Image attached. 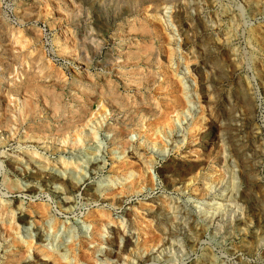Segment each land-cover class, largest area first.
<instances>
[{
    "label": "rangeland",
    "instance_id": "374dc122",
    "mask_svg": "<svg viewBox=\"0 0 264 264\" xmlns=\"http://www.w3.org/2000/svg\"><path fill=\"white\" fill-rule=\"evenodd\" d=\"M85 57L118 65L88 77ZM14 75L29 106L11 94L0 130V264L23 244L63 264H264V0H0V93ZM36 172L74 185L71 207Z\"/></svg>",
    "mask_w": 264,
    "mask_h": 264
},
{
    "label": "bare ground",
    "instance_id": "6f19581e",
    "mask_svg": "<svg viewBox=\"0 0 264 264\" xmlns=\"http://www.w3.org/2000/svg\"><path fill=\"white\" fill-rule=\"evenodd\" d=\"M137 32V31H136ZM152 32H149V34H151ZM137 34H138V32H137ZM141 35V34H140ZM155 35V34H154ZM157 35V34H156ZM156 37V36H155ZM70 39H66L67 40V42H66V44H67V47L68 48H71V49H74L76 46H74L73 44V41H71V37H69ZM157 38V37H156ZM156 38H154V39H156ZM160 39V38H159ZM152 42V41H151ZM65 44V45H66ZM127 48V47H126ZM69 50V49H68ZM128 50H129V48H128ZM145 50V49H144ZM163 49H162V46L160 47V48H158L157 50H156V52H154V53H156V54H154L155 56H156V65L157 66H161L162 64H161V60H160V57H161V55H160V53H161V51H162ZM134 53H136V52H134ZM127 55V54H126ZM136 56V55H135ZM126 58H127V56H126ZM140 59V58H139ZM138 59V60H139ZM150 60V59H149ZM128 61V60H127ZM137 61V60H136ZM112 62V61H111ZM115 62V61H114ZM116 62H117V60H116ZM125 63H126V61H124ZM138 62V61H137ZM113 63V62H112ZM121 63V62H120ZM80 64H82L83 65V68H84V72H86V73H84V74H86V76H88L89 77V72H90V69H91V67L94 65V66H96L97 68H101V69H103V70H106L107 71V73H111L114 69H115V67H117V65H118V62H117V64L115 63L114 65L113 64H111L112 66H110L109 65V62H105L104 61V63L103 62H96V61H93L92 59H90V58H88V57H85V59H83L82 61H81V63ZM129 64V63H128ZM134 64V63H133ZM119 65H121V64H119ZM126 65V64H125ZM135 65V64H134ZM124 66V65H123ZM127 66V65H126ZM156 66V67H157ZM95 67V68H96ZM158 67V68H159ZM130 68V67H129ZM163 68V67H162ZM134 69V68H133ZM140 69V68H139ZM138 69V70H139ZM145 69V68H144ZM159 70V69H158ZM103 72V71H102ZM103 73H105V71L103 72ZM102 73V76L103 75H105V74H103ZM150 73V72H149ZM155 73V72H154ZM107 75V74H106ZM160 75V74H159ZM104 77V76H103ZM132 78H133V80H131V85L129 84H127L128 85V87L129 88H132L131 86H136V87H140V86H142V84H143V80H144V77H143V71L141 72L140 70H139V72H136V74L134 75H132ZM132 78H130V79H132ZM165 78H167V77H165ZM90 79V78H89ZM105 79V78H104ZM122 79V78H121ZM154 79V78H153ZM160 79V78H159ZM171 79V78H170ZM169 78L168 79H166V80H164V79H162L161 80V82H158V86H157V91L158 90H160L161 91V89L163 88V87H168V86H171V84H172V82H174L172 79V81L170 80ZM23 79H20V77L18 76V75H14L13 76V78L12 79H8V80H6L5 82H3L4 83V86H5V88L1 91V93H0V130L2 129V127H4L11 119H16L15 121H18L19 122V111L22 113V112H24L23 110H25V108H26V106H29V104L27 105V102H26V93H25V95H24V92H26V91H28V90H26V89H28L27 87H25V82H23L22 81ZM107 80V79H106ZM146 80V79H145ZM2 81V80H1ZM77 81V80H76ZM93 80L91 79V82H92ZM109 81H110V78L108 79V82L107 83H109ZM120 81V80H119ZM157 81V80H156ZM90 82V81H89ZM105 82V81H104ZM121 82V81H120ZM176 82V81H175ZM26 83H27V81H26ZM106 83V84H107ZM123 84V83H122ZM151 84V83H150ZM155 83H153L152 85H154ZM87 85V84H86ZM89 85V84H88ZM90 85H92V84H90ZM94 85V84H93ZM148 85V84H147ZM147 85H145L146 87H149V85L147 86ZM106 86V85H105ZM173 86V85H172ZM171 86V87H172ZM100 87V86H99ZM85 89H89V87L88 86H85L84 87ZM101 88V87H100ZM138 89V88H137ZM153 89V88H152ZM165 89L166 88H164V93H165ZM168 89V88H167ZM166 89V90H167ZM163 90V89H162ZM84 91V90H83ZM114 91V90H113ZM145 91V90H144ZM149 91V90H148ZM30 92V91H29ZM86 92V91H85ZM89 92V91H88ZM103 92V91H102ZM87 93V92H86ZM85 93V94H86ZM101 93V92H100ZM11 94H14V95H16L18 98H19V100L21 101V104H22V106H19V105H21V104H19L18 106L20 107L19 108V111H18V109H17V107L18 106H16V108H14L13 107V105H12V103H11ZM91 94H93L92 95V100L93 101H96V103L98 104L97 106H98V108L100 109V110H104V109H106L107 108V102L106 101H108V100H105V99H102V95L101 94H97V93H94V92H92ZM90 94V95H91ZM95 94V95H94ZM108 94V93H107ZM112 94V93H111ZM117 95H120V94H116V93H114V94H112V98L114 97V98H116V96ZM136 96V95H135ZM28 97V96H27ZM88 97V96H87ZM105 97V96H104ZM107 97V96H106ZM132 97V96H131ZM77 98V97H76ZM121 99V98H120ZM126 99V98H125ZM140 99V98H139ZM128 100V99H127ZM164 100V99H163ZM143 101V100H142ZM165 101V100H164ZM163 101V102H164ZM91 102L92 101H90V100H87V102L85 103V106L83 107V113L80 115V117L83 119V118H85V116H86V113H88L89 112V109H90V105H92L91 104ZM111 102V101H110ZM113 102L114 103H118L115 99H113ZM112 102V103H113ZM170 102V101H169ZM172 102V101H171ZM29 103V102H28ZM82 103V102H81ZM122 103V102H121ZM129 103V102H128ZM165 103V102H164ZM173 103H174V105H173V107H175L174 108V110L176 111V112H178V111H180L181 109H182V104H181V102H176V101H173ZM31 104V103H30ZM161 104V103H160ZM110 105H112V104H110ZM118 105V104H117ZM125 105V104H124ZM169 105V104H168ZM158 107V106H157ZM115 108H116V106H115ZM70 110V109H69ZM81 110V109H80ZM86 112V113H85ZM84 113H85V115H84ZM26 114V113H25ZM77 114H78V111H77ZM78 117V116H77ZM79 117V118H80ZM80 118V119H81ZM163 118V117H162ZM22 119V118H21ZM20 119V120H21ZM147 119V118H146ZM85 120V119H84ZM24 121V120H23ZM80 121V120H79ZM13 122V121H12ZM21 122V121H20ZM72 124V123H71ZM110 124V123H109ZM20 126V125H19ZM116 129L117 128H113V126L112 125H110V128H109V130L110 131H112V134H114L113 135V141H112V144H114V143H116V145H120L121 146V149L125 152V150L127 149V145H129V144H127V142H125V140H124V137H125V135H127V134H125L124 132H119V131H116ZM62 134V133H61ZM43 137H44V139H49V140H51L52 142H56V140H54L53 138H49V137H47V136H44L43 135ZM41 139H43V138H40V140ZM53 143V144H54ZM70 143V142H69ZM127 162V161H126ZM93 169H96L97 167H98V165L96 164H93L92 166H91ZM145 170H147V168L145 169ZM29 180L31 181V183H34V182H40L45 188H49V187H51L52 185H54V183H57V182H60V183H62L63 184V186H64V188H63V192H58L57 193V198L59 199H57L59 202V204L61 205V206H63V207H67V206H70L71 204H72V201H71V198H69V196H71L72 194H73V192H74V190H75V186L73 185L72 186V184H69L68 182H65V180L64 179H62V178H59V177H57V176H54V175H52V173H43V172H36V173H34V174H30L29 175ZM54 191H55V189H53ZM53 190H51V192L52 193H54L55 194V192L53 191ZM56 191H58V189L56 190ZM60 191V190H59ZM38 192V188L36 187V186H30V187H26L25 189H24V191H23V193L25 194V195H34V194H36ZM87 193L91 196V197H93V198H96L95 197V195H94V193H93V189L92 188H89V189H87ZM55 196V197H56ZM71 207V206H70ZM35 209V208H34ZM219 209V208H218ZM6 210V209H5ZM4 210V211H5ZM45 210L46 209H41V210H38V209H36L34 212H32V215L35 213V214H38L39 216H43V215H45V214H47L46 212H45ZM7 211V210H6ZM48 211V213H49V210H47ZM20 215H21V217H20V223L22 224V225H25L24 223H26V218H27V215H26V212L22 209L21 211H20ZM44 213V214H43ZM51 216V215H50ZM101 216H104V214H102ZM44 217V216H43ZM46 217H47V215H46ZM102 218V217H101ZM100 218V219H101ZM12 221H14L15 220V217H12V219H11ZM36 231V234H35V240H36V245H38V246H41V243H43L44 241H46L45 240V237L46 236H44V234H43V232L41 231V230H39L38 228L35 230ZM24 245V244H23ZM23 245H21V246H17L18 247V250L16 251V252H9V253H7V254H5V258H4V260H3V263L2 264H32V263H35V264H63L61 261V259L59 258V255H57L56 253H53L52 251V253L50 252V253H47L46 252V249H41V248H35V247H33V246H31L30 245V247L28 246V248L27 247H24ZM42 247V246H41ZM29 248L30 249H32V250H35L36 251V254L33 256V259H32V257H29L28 256V254H29ZM66 255V254H65ZM64 257V256H63ZM77 257V256H76ZM134 258V259H136V258H140V251H139V249H137L136 251H134L133 252V256L131 255V258ZM38 259V261H36ZM142 259V258H141ZM61 260V261H60ZM34 261V262H33ZM52 261H53V263H52ZM132 261V260H131ZM51 262V263H50ZM66 264H68V263H66Z\"/></svg>",
    "mask_w": 264,
    "mask_h": 264
}]
</instances>
